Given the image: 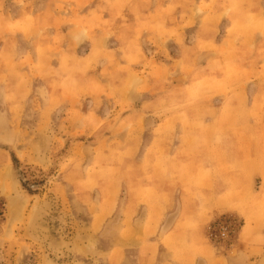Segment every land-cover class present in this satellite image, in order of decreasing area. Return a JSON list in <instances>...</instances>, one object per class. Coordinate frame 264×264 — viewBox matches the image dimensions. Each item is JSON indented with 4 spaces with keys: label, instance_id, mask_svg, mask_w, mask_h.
Returning a JSON list of instances; mask_svg holds the SVG:
<instances>
[{
    "label": "rangeland",
    "instance_id": "rangeland-1",
    "mask_svg": "<svg viewBox=\"0 0 264 264\" xmlns=\"http://www.w3.org/2000/svg\"><path fill=\"white\" fill-rule=\"evenodd\" d=\"M237 2L0 0V152L8 159L0 156V264H110L125 196L105 194L92 167L119 157L129 139L142 155L158 116L139 118L138 109L152 112L153 97L179 90L194 61L206 67L217 53L228 56L235 35L247 38L245 19H233L250 6L264 11V0ZM206 71L221 76L224 69L214 61ZM259 87L248 84V91ZM206 114V122L214 118ZM138 122L147 130L135 129ZM173 131L179 139L183 128ZM106 201L114 211L94 225ZM223 217L237 224L216 243L229 249L241 220L226 213L215 222ZM128 250L135 255L134 246Z\"/></svg>",
    "mask_w": 264,
    "mask_h": 264
},
{
    "label": "crops",
    "instance_id": "crops-1",
    "mask_svg": "<svg viewBox=\"0 0 264 264\" xmlns=\"http://www.w3.org/2000/svg\"><path fill=\"white\" fill-rule=\"evenodd\" d=\"M249 10L233 19H245L249 33L228 42L226 58L217 53L206 67L194 61L179 90L154 96L150 113L149 106L138 109L139 118L158 116L142 155L134 152L141 145L129 139L119 157L106 155L92 167L105 194L125 196L121 240L107 255L110 264H264V11ZM214 61L224 69L221 76L206 71ZM251 83L261 86L253 95ZM216 98L215 108L205 107ZM199 100L202 105L193 107ZM76 110L72 106L71 117ZM205 111L214 118L206 122ZM95 113L88 112L91 130ZM73 124L71 118L67 129ZM180 126L183 133L175 139L173 130ZM133 127L147 130L141 122ZM110 202L99 207L94 225L114 211ZM226 213L241 220L229 249L209 239L211 225Z\"/></svg>",
    "mask_w": 264,
    "mask_h": 264
},
{
    "label": "built area",
    "instance_id": "built-area-1",
    "mask_svg": "<svg viewBox=\"0 0 264 264\" xmlns=\"http://www.w3.org/2000/svg\"><path fill=\"white\" fill-rule=\"evenodd\" d=\"M237 228V224L233 222V220L223 217L218 219L209 230V239L213 243H217L218 241H226L230 239L235 230Z\"/></svg>",
    "mask_w": 264,
    "mask_h": 264
},
{
    "label": "trees",
    "instance_id": "trees-1",
    "mask_svg": "<svg viewBox=\"0 0 264 264\" xmlns=\"http://www.w3.org/2000/svg\"><path fill=\"white\" fill-rule=\"evenodd\" d=\"M2 215V212H1V210H0V216Z\"/></svg>",
    "mask_w": 264,
    "mask_h": 264
}]
</instances>
